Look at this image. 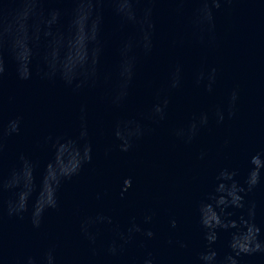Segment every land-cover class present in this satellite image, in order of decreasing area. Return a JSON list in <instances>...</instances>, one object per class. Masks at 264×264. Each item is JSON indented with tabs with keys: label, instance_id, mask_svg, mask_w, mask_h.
<instances>
[{
	"label": "water",
	"instance_id": "1",
	"mask_svg": "<svg viewBox=\"0 0 264 264\" xmlns=\"http://www.w3.org/2000/svg\"><path fill=\"white\" fill-rule=\"evenodd\" d=\"M0 264H264V0H0Z\"/></svg>",
	"mask_w": 264,
	"mask_h": 264
}]
</instances>
